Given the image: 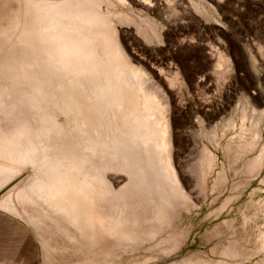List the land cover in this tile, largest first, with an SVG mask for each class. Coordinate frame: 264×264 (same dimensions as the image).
Listing matches in <instances>:
<instances>
[{
    "label": "bare ground",
    "instance_id": "6f19581e",
    "mask_svg": "<svg viewBox=\"0 0 264 264\" xmlns=\"http://www.w3.org/2000/svg\"><path fill=\"white\" fill-rule=\"evenodd\" d=\"M162 3L170 0H0V240L18 242L10 263L127 264L183 247L189 227L180 221L197 204L178 161L175 106L129 48L128 25L149 43L160 39L150 14ZM246 108L209 137L227 165L214 189L227 170L245 185L264 163V110L245 121ZM215 154L206 149L197 164L203 189ZM240 217H261L250 247L219 224L209 232L217 258L189 250L166 264H237L263 253L264 199Z\"/></svg>",
    "mask_w": 264,
    "mask_h": 264
},
{
    "label": "rangeland",
    "instance_id": "374dc122",
    "mask_svg": "<svg viewBox=\"0 0 264 264\" xmlns=\"http://www.w3.org/2000/svg\"><path fill=\"white\" fill-rule=\"evenodd\" d=\"M197 2L203 4L207 12H198L191 5V0H170L169 6L162 3L158 12L150 14L157 22L161 41L158 38L149 43L134 31L132 25L127 26L135 33L129 43L130 50L143 59V66L153 76L151 82L155 86L158 84L164 95L169 96L170 105L175 106L178 161L190 180L187 190L197 204L191 212L183 214L180 221L182 227H189L181 250L153 261L129 262L125 258L124 261L130 264H166L189 250L201 251L208 259H215L217 255L211 254L210 248L218 238L209 233L215 225L220 224L218 229L229 237L239 236L242 232L241 243L250 247L257 232L256 225L262 222L258 217L255 222L249 220L242 224L240 214L241 211L251 214L264 199V163L258 174L245 185H240L243 178L240 172L227 170L223 183L214 189L217 172L227 165L222 151L209 137L224 120L236 117L243 105L247 107L245 121L255 112L264 110V0ZM226 137L220 133L217 139L222 143ZM261 140L264 143V129ZM206 149L216 153L217 160L216 167L206 176L207 184L203 189L197 164ZM252 155L253 151H249L245 157L237 159L233 167L242 166ZM115 176L121 180L123 175L115 173ZM221 206L218 214H214V210ZM230 220L235 227H228ZM11 241L0 242V257L3 256L0 264H12L9 262L12 256L8 252L12 255L18 249V242L15 239ZM260 257H264V252L242 259L237 264H254Z\"/></svg>",
    "mask_w": 264,
    "mask_h": 264
}]
</instances>
